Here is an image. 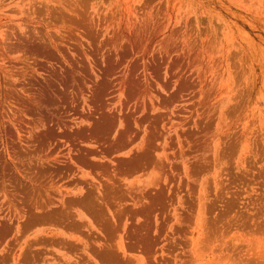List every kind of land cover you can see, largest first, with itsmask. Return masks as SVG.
<instances>
[{"label":"rangeland","instance_id":"rangeland-1","mask_svg":"<svg viewBox=\"0 0 264 264\" xmlns=\"http://www.w3.org/2000/svg\"><path fill=\"white\" fill-rule=\"evenodd\" d=\"M0 264H264V0H0Z\"/></svg>","mask_w":264,"mask_h":264}]
</instances>
